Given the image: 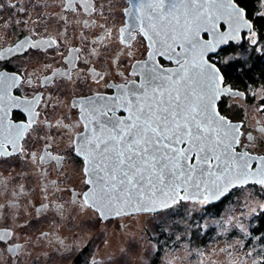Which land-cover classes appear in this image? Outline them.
Segmentation results:
<instances>
[{
	"label": "snow or ice",
	"instance_id": "6c2138e0",
	"mask_svg": "<svg viewBox=\"0 0 264 264\" xmlns=\"http://www.w3.org/2000/svg\"><path fill=\"white\" fill-rule=\"evenodd\" d=\"M77 6L88 15L96 10L93 0H63L66 11L76 13ZM122 15L124 22L116 35L105 29L92 43L107 50L104 42L109 40L131 49L141 37L145 58L131 64V78L105 84L115 89L113 95L96 93L75 100L71 107L80 109L76 125L55 124L67 133L73 126H83L69 143V155L82 160V182L87 186L81 207L104 219L129 210L157 212L181 201L207 204L249 184L264 189V154L254 152L257 137L242 131L243 121L226 114L224 98L245 94L227 83L217 63L221 52L239 42L242 31L253 45L258 42L246 0H126ZM257 15L264 19V12ZM81 23L84 28L95 27L94 22ZM52 44L54 40L22 41L16 49L0 51V61L25 46L37 49ZM79 52L70 49L65 57L68 68L57 69L54 77L72 80ZM91 55H98L96 48ZM165 61L174 67H166ZM110 63L116 66L118 57ZM220 63L228 65L229 59ZM88 72L96 84L104 80L94 68ZM83 74V69L75 71L77 78ZM52 79L47 77L44 83ZM17 86L14 72L0 71V157L5 159L22 151L21 141L39 117L41 96L13 95ZM257 131L264 143V126ZM242 137L251 148H246ZM36 159L33 154L34 163ZM39 160L54 162L57 168L64 163V157L48 151ZM239 227L246 233L243 225ZM11 237V231L0 230V243ZM19 247L9 244L6 251L15 253Z\"/></svg>",
	"mask_w": 264,
	"mask_h": 264
},
{
	"label": "flooded vegetation",
	"instance_id": "af4514ba",
	"mask_svg": "<svg viewBox=\"0 0 264 264\" xmlns=\"http://www.w3.org/2000/svg\"><path fill=\"white\" fill-rule=\"evenodd\" d=\"M246 3L247 11L251 13L249 18L254 22L253 30L257 33V44L253 45L246 38L244 30L240 35L241 42L231 43L217 58L218 66L226 73L227 83L245 94L243 97L224 98L226 114L236 122L243 121L244 125V118L233 110L231 101L238 99L248 104L257 103L260 107L264 104L261 99L264 97V19L257 15L264 12V0H246ZM93 5L96 10L88 15L79 6L76 13L66 11L63 0H0V51L16 49L22 41H55L50 47L33 49L25 46L5 61H0V71L14 72L18 77L13 95L28 99L41 96L36 108L39 117L21 141L22 151L7 159L0 157V181H3L0 184V230L12 232L10 241L0 243V264H73V250L77 248L73 237L78 235L77 230L73 233V220L90 219L95 223L97 234L77 250L85 253L90 251L91 241L102 235L106 223L117 222L120 228H124V219L134 217L101 219L93 210L81 207L82 193L87 186L82 182V160L74 154L69 155V143L83 126H73L71 133L62 126L55 127L57 121L61 125H76L80 109L71 107L75 100L96 93L113 95L115 89L105 87V84L123 83L131 71V64L145 58L146 44L142 43L141 37L133 41L131 49H122L109 40L104 42L107 50L92 43L105 29L116 35L124 22L122 9L126 0H93ZM84 20L94 22L95 27L84 28L81 23ZM73 48L80 49L73 79L54 77L57 69L63 71L68 68L65 57ZM92 48H96L98 55H91ZM244 48L245 52H239ZM127 51H131L133 56L128 57ZM117 57L118 64L113 66L110 61ZM223 59H229V64L220 63ZM164 63L166 67H174L171 62ZM91 68L104 75L99 85L88 72ZM80 69L84 74L77 78L75 71ZM118 72H123L124 76ZM47 77L53 79L45 84ZM252 120L254 132L246 131L245 127L242 131L251 132L258 139L257 129L264 126V111H258ZM244 143L246 148H251L246 141ZM45 151L64 157L62 167L57 168L54 162H41L39 156ZM254 152L264 154L261 140L256 142ZM33 154L37 157L35 163ZM249 187L257 188L259 185L249 184L244 188ZM239 190L241 188H234L221 201L204 205L212 207L211 210L217 209ZM74 193L80 197H74ZM107 243L108 240L103 239V244ZM9 244L20 247L12 253L6 251Z\"/></svg>",
	"mask_w": 264,
	"mask_h": 264
},
{
	"label": "rangeland",
	"instance_id": "374dc122",
	"mask_svg": "<svg viewBox=\"0 0 264 264\" xmlns=\"http://www.w3.org/2000/svg\"><path fill=\"white\" fill-rule=\"evenodd\" d=\"M239 52H245V48ZM230 105L244 118V129L254 132L252 116L264 110L257 103L238 99ZM261 205H264V189L259 186L239 190L217 212L205 210L204 204L183 202L159 213L136 214L124 219V228L117 222L106 223L102 235L91 241L90 251L85 253L77 250L97 234L95 223L90 219H75L73 233L77 230L78 235L73 237L77 247L73 250V264H260L264 245H251L248 234L251 220L263 211ZM174 225L188 233L196 226L212 228L213 235L207 244L196 247L182 242L183 234L178 232L169 244L160 248L159 232L170 233ZM240 225L247 234L240 230ZM103 239L108 240L106 245Z\"/></svg>",
	"mask_w": 264,
	"mask_h": 264
},
{
	"label": "trees",
	"instance_id": "16d2710c",
	"mask_svg": "<svg viewBox=\"0 0 264 264\" xmlns=\"http://www.w3.org/2000/svg\"><path fill=\"white\" fill-rule=\"evenodd\" d=\"M182 204V203H180ZM212 207L210 206H205V210L209 211H215L217 212L219 208L211 210ZM190 233H188L184 228H182L179 225H174L170 233L166 231H161L158 234V239L159 242H161L160 248L164 247V245L169 244L171 240L175 238L174 233L182 232L183 234V241L182 242H188L191 246H204L207 244L213 235V229L212 228H207L204 229L202 227L196 226L194 228H191ZM185 236V237H184ZM248 241L250 242L251 245L254 244H259V245H264V210L262 212H259L250 223L249 227V234H248ZM257 237H260L257 239ZM159 253V252H158ZM260 264H264V252H263V257L261 258Z\"/></svg>",
	"mask_w": 264,
	"mask_h": 264
},
{
	"label": "water",
	"instance_id": "95a60500",
	"mask_svg": "<svg viewBox=\"0 0 264 264\" xmlns=\"http://www.w3.org/2000/svg\"><path fill=\"white\" fill-rule=\"evenodd\" d=\"M245 31H246V30H245ZM240 42H241V37H240V40H239L238 43H240ZM232 43H237V42H232ZM232 190H233V189H231L228 193H230ZM228 193H227V194H228ZM227 194H226V195H227ZM226 195H225V196H226ZM225 196H222V197H220V199L215 200V201H212V202H209V203H214V202L221 201ZM165 210H167V209H165ZM161 211H163V210H161ZM161 211H157V212H133V211L129 210L128 214L120 215V216L136 215V214H143V213H144V214H155V213H159V212H161ZM115 217H119V216L110 215V216H108V217H106V218H104V219H111V218H115Z\"/></svg>",
	"mask_w": 264,
	"mask_h": 264
}]
</instances>
